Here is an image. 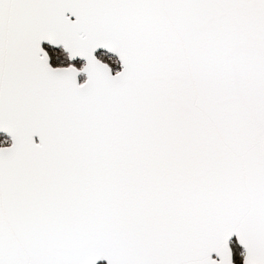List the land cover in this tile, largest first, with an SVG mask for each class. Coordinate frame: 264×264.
Returning a JSON list of instances; mask_svg holds the SVG:
<instances>
[{"label":"snow or ice","instance_id":"snow-or-ice-1","mask_svg":"<svg viewBox=\"0 0 264 264\" xmlns=\"http://www.w3.org/2000/svg\"><path fill=\"white\" fill-rule=\"evenodd\" d=\"M0 264H264V0H0Z\"/></svg>","mask_w":264,"mask_h":264}]
</instances>
